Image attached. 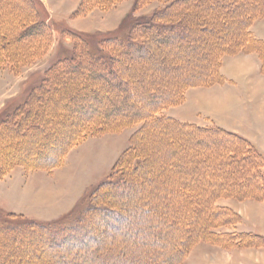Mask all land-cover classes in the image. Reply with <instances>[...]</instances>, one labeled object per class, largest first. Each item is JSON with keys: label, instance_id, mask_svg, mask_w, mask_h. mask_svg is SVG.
Returning a JSON list of instances; mask_svg holds the SVG:
<instances>
[{"label": "rangeland", "instance_id": "rangeland-1", "mask_svg": "<svg viewBox=\"0 0 264 264\" xmlns=\"http://www.w3.org/2000/svg\"><path fill=\"white\" fill-rule=\"evenodd\" d=\"M40 1L53 28L48 39L38 33L21 34L37 19L30 0H0V115L21 106L8 122L0 120V218L14 212L12 222L18 225L8 233L0 230V264H124L139 259L145 264H193L191 252L200 238L226 250L263 247L264 237L242 236L240 241L236 227L244 219L236 208L262 207L259 211L264 213V178L249 170L252 160L259 162L261 157L235 138L159 124L147 114L175 95L180 85L189 84V78L208 70L212 63L200 55L201 50L214 52L236 44L243 32L242 11L223 13V4L216 0H180L172 13L187 20L190 29L181 44L184 53L166 48L162 55L170 61L157 59L155 65L142 56L127 57L128 66L118 73L129 82L127 89L118 88L122 92L118 102L103 97L111 106L98 105L99 96L88 89L86 103H77V112L69 114V102L80 87L75 82L83 73H65L63 78L71 76L67 85L68 80L51 72L55 63L81 46L66 29L110 31L125 18H152L173 0ZM175 63L177 69L172 67ZM254 100L246 98L243 103L247 115L260 102ZM94 105L100 111L87 120L85 107L91 110ZM176 105L166 104L162 115ZM124 109L147 113L115 124L128 115ZM100 117L102 128L96 122ZM85 123L94 127L84 136L80 127ZM243 126L264 150V131L258 124L244 121ZM230 151L236 153L228 159ZM199 156L208 161H199ZM115 167L122 175L119 186L101 187ZM79 183L86 187L78 191ZM180 183L212 197L218 207L181 205V198L174 195V185ZM45 187L63 191L47 196L39 190ZM78 193L81 196L71 207L60 208ZM62 212H69V217L59 221ZM259 215L250 212L245 225L262 232L264 219ZM32 219L54 223L55 231L39 235L36 231L41 229L27 222ZM74 222L77 229L70 227ZM210 227L215 233H209ZM42 244L47 249H41ZM210 254L195 264H214Z\"/></svg>", "mask_w": 264, "mask_h": 264}, {"label": "trees", "instance_id": "trees-1", "mask_svg": "<svg viewBox=\"0 0 264 264\" xmlns=\"http://www.w3.org/2000/svg\"><path fill=\"white\" fill-rule=\"evenodd\" d=\"M30 1L34 5L33 8H34V12L36 13L37 19L32 21L30 25H28L25 29H23L21 34L27 35V34L38 33L42 35L43 38H47V39L50 38L53 35V28L50 23V16L48 9H46L44 4L40 0H30ZM137 1L140 2V0ZM179 1L180 0H173V3H171L173 5H169L166 8L159 9L152 18H147V19H140V18L132 19L130 17L125 18L122 24L120 25V27L110 31L101 32L98 34L88 31L76 30V29H66L68 35H72V37L76 39L77 44L80 43L81 46L78 50H76L77 52H74L70 56L68 55L62 57L60 59V62L55 63V65L51 67V72H56V77L58 78H60V76L62 78L65 77L64 74L68 72L79 73V74L83 73L81 78H79L80 80L75 82L80 84L79 85L80 87L79 90H77V92L74 93L75 94L74 100H71V102L74 101V103L72 104L71 102H69L70 104L68 105L69 114H74L77 112V108H75V105H77V103L79 102L80 104L86 103L87 99H89L87 98V95L89 93L88 89L94 91V93L97 96H99L98 105H104L108 107L111 106L109 103L113 104L118 102L119 94L120 95L122 94L120 89H127V85L129 82L127 77H123V76L121 77L118 73L122 71L123 67L126 69V67L128 66V64L124 62L127 57H133L135 55L142 56L145 57L146 60H150V62L148 61L149 63L155 65V63L158 62L157 59H160L161 62L167 64L169 60L168 57L166 58V55L165 56L162 55L163 54L162 52L166 48L174 50V48L176 47L175 49L176 53L179 51L181 53H184L181 44L182 42H185L186 39L188 38V36L186 35L189 33L190 29L189 26L185 23L187 22V20H185L184 22L181 19V17L173 16L172 10L174 9V5H176ZM216 1L223 4V8H224L223 13H228L229 15H231L232 10L236 13L239 12L241 13L242 11L240 22L243 26V32L241 34L240 39L236 42V44L228 45V46L222 45L220 46V50L218 51L214 50V52L213 51L203 52L201 50L200 55L206 59H208L209 57L210 59L208 60H210V62L212 63L209 65L207 64L206 67L208 70L203 69V71L201 72L202 75H199L200 73L199 72L195 74L196 77L189 78L186 81V83L189 84L180 85L179 89H177V91L175 92V95L170 96L169 98H167V100L158 102V104L155 106L156 109L154 110L150 109L148 113L147 111L145 110L143 111L142 109H141L142 111L134 110L133 113L129 111L127 112L126 111L127 109H124L123 113L125 114L128 113V115L123 116V118L121 119H118L115 124H120L124 120L126 121L132 120L136 116L139 115L142 116L147 113V114H151L152 117L151 120L153 122H158L159 124L165 123L168 125H175L181 128H187L189 130H193L196 132H203L206 134H217L220 135L221 137L227 136L228 138L231 137L232 139L235 138L237 142L239 141V144L240 143L242 145L245 144L246 148L252 149V151H254L259 157H261L262 161L260 160L259 162H257V160L256 161L252 160V164L249 165V170L250 169L254 170L256 177H258V179H261V177L264 178V154L248 139L238 135L237 133L228 131L214 124L199 125L191 122H182L170 115H165V116L162 115V110H164L166 104L174 105L184 101L188 87L199 86V85L207 86V85H212L214 83L225 81V78L223 77L220 70L222 58L225 54L240 50H245V51L258 50L264 58V43L262 41L257 40L251 31V25L254 22V20L264 15V0H256L253 2L250 0H216ZM241 7L247 9V11L243 12V10L240 9ZM229 8L231 9V12L228 11ZM79 9L77 11H80ZM190 15H192L193 17L194 14L191 13ZM192 17L189 16L187 19L192 20L193 19ZM210 30L214 32L213 29ZM186 47L188 46L185 45V48ZM194 48H196V45H192L191 49L193 52H195ZM208 54L211 55L209 56ZM177 66H178L177 63L172 65L174 69H177ZM86 68L89 71L86 70ZM53 77L54 76H51V78L48 77L46 80L48 82H51V79ZM66 77L67 78H63V79H65L66 81L68 80L67 82L68 85L71 76H66ZM162 96L165 97L167 95L164 96L163 94ZM103 97H105L108 100L107 102L109 103H105V101H103L105 98ZM96 107L97 106L94 105V109L92 108L91 110L90 109L88 110V108L85 107L86 109L84 111L87 114H89L87 120L90 119V115L91 116L94 115L93 117H95L96 113H98L97 111H100V106L99 108L97 107V110ZM20 108L21 106H18L17 108H14L9 111L5 110L0 115L1 116L0 120L2 122H8L11 119V117H13L15 114L18 113V111H21ZM96 120H94V122ZM96 122L100 123L101 128L103 127V122H104L103 118L101 117L98 118V121ZM18 123L19 122H17V124ZM93 123H91V125H93ZM93 127L90 126V123H85L84 125H82L80 127L83 133L82 135L85 136L90 134V130H93ZM235 153L236 152L230 151V153H228V159L233 158L235 156ZM196 158H199L198 159L199 161H201L202 159V161H204L203 163H205L208 157L201 158L199 156ZM139 163L140 164L142 163L143 166L145 165L144 162H139ZM138 167H140V165H138ZM118 170L119 169L115 167L111 176L108 179L102 181L100 183V186L101 187L119 186V181L122 180V175L118 174ZM174 186L176 188L174 190V195L176 197L181 198L180 199L182 200L181 205L185 202L186 206L199 207L207 203L208 205L206 206H209V208L218 207L216 203L214 204L212 202L213 201L212 197H208L206 196L207 194L205 195L204 193H197L196 190L194 189L195 187H193L194 190H192L191 189L192 187L186 186L183 183H180L179 185L176 184ZM94 193H96V190L94 191ZM227 195L229 196L232 195L234 197L235 194L228 192ZM251 196H253V194ZM198 200L200 201L198 202ZM104 211H108V209H105ZM14 215H15L14 212H9L8 214H6V216L0 218V230H4L5 232L8 233V231H12L14 230V228H18V225L12 222L14 220ZM68 217H69V212L68 213L66 212L62 214L58 220L63 221ZM27 222L34 223L33 226L38 227V229H41V231H36L39 232V235L44 234V231H55L54 228L55 225H53L54 223L53 224L45 223L44 221H38L34 219L29 220ZM78 226H79L78 223L76 224L74 222L70 227L72 229L75 228L77 229ZM32 230L34 231V229ZM57 230L59 229L57 228ZM209 233H215L214 228L210 227ZM237 234L241 237L240 241L242 240V236L251 239L255 237L256 238L264 237L260 234L249 233V232L237 231ZM200 240H202L201 242H204L203 238H200ZM58 243L60 244L61 242L59 241ZM60 247L65 248L64 246H60ZM40 248L47 249L45 245L43 248V244L40 245ZM48 248L50 249L51 246H49ZM106 250H107L106 252L111 251L110 247L109 249ZM61 252H65V251L62 250ZM59 261L65 262L62 259H60ZM124 264H145V263L141 262V259H139L137 260V262H131L129 260Z\"/></svg>", "mask_w": 264, "mask_h": 264}, {"label": "crops", "instance_id": "crops-1", "mask_svg": "<svg viewBox=\"0 0 264 264\" xmlns=\"http://www.w3.org/2000/svg\"><path fill=\"white\" fill-rule=\"evenodd\" d=\"M251 31L257 40L264 43V15L254 20L251 25ZM220 70L225 81L207 86H191L186 91L184 101L173 106V111H166V113L181 121L199 125L214 124L228 131L237 133L252 142L264 154V150L262 149L263 145L257 142L256 135L251 134L252 132L250 131H246L245 126H243L244 121H250V123L253 121L254 124H258L261 131H264L263 56L258 50H240L227 53L222 58ZM246 98L260 101L257 106L254 105L255 107L251 111L252 115H247L245 112L243 103ZM247 126L249 128V123ZM75 187L79 191V187L82 189V187L85 188L86 185L79 183L76 184ZM61 189L62 188L48 189L45 187L39 190L43 195L55 196L63 191V189ZM0 191L2 192L1 188ZM80 193L82 194V191ZM80 193L77 194L75 200L70 203H68V201L60 208L71 207L77 198L81 196ZM221 205L223 207L226 206V204ZM251 208L253 207H250V209ZM259 208L255 207L253 210L258 211L260 214L259 217L264 219V213L259 211ZM250 209L245 210L244 208H236V210L244 216L243 221L236 225L238 228L237 230L239 232H249L264 236V231L258 232L245 225L250 212L253 211ZM64 213L66 212H62L60 216ZM201 243H206L209 247H200ZM201 243L191 252L192 259H194L193 264H195V261L205 260L206 257L208 258L209 255H211L210 253H213L215 257L214 264H260L264 259V246L258 250L252 248L226 250L212 243Z\"/></svg>", "mask_w": 264, "mask_h": 264}]
</instances>
